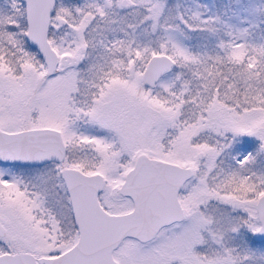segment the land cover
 <instances>
[{
	"label": "snow or ice",
	"instance_id": "1",
	"mask_svg": "<svg viewBox=\"0 0 264 264\" xmlns=\"http://www.w3.org/2000/svg\"><path fill=\"white\" fill-rule=\"evenodd\" d=\"M0 264H264V0H0Z\"/></svg>",
	"mask_w": 264,
	"mask_h": 264
}]
</instances>
